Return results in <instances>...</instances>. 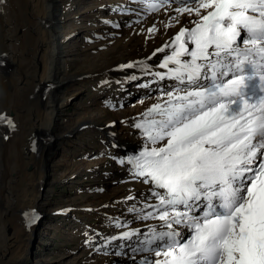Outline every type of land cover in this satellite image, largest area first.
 Instances as JSON below:
<instances>
[{"label": "snow or ice", "instance_id": "obj_1", "mask_svg": "<svg viewBox=\"0 0 264 264\" xmlns=\"http://www.w3.org/2000/svg\"><path fill=\"white\" fill-rule=\"evenodd\" d=\"M144 2L197 19L158 50L172 48L155 75L176 84L134 125L147 144L126 161L157 201L137 215L159 229L122 238L155 257L144 264H264V0Z\"/></svg>", "mask_w": 264, "mask_h": 264}, {"label": "bare ground", "instance_id": "obj_2", "mask_svg": "<svg viewBox=\"0 0 264 264\" xmlns=\"http://www.w3.org/2000/svg\"><path fill=\"white\" fill-rule=\"evenodd\" d=\"M66 1L0 0V115L15 124L13 129L5 126L6 122L0 123V264L27 263L30 235H33L42 213L52 211L49 208L50 194L42 191L51 183L46 172H56L62 164L52 158L56 144H63L67 134L78 135V129L86 124L90 125L88 133L91 134H99V127L102 132L108 126L110 133L105 132L101 140L109 144L103 170H106L110 182L104 181L102 189L120 183L122 189L113 195L119 196L114 200L130 207V217L118 221L120 230L110 238L111 242L122 246L117 248L119 252L115 251L117 255L121 251L122 258L112 261L144 264L155 257L148 252L133 250L141 245L126 249L129 240L123 239L121 233L137 231L142 233L143 239L150 235L153 227L159 229L160 222L141 220L136 214L141 209L145 213L152 211L145 205L157 201L150 194L152 186L137 180L130 167L121 163L137 155L147 144L140 129L133 126L128 130L127 127L142 121L143 115L139 119L137 116L159 102L162 93L176 84L174 80H161L155 75L167 72L160 65L172 48L158 50L170 45L182 28H191V21L197 17L177 14L174 3L153 14L146 10L145 2L141 0H132L137 3L129 5V0H91L84 13L80 9L82 4L73 2L67 14ZM116 6L120 9L117 10ZM174 17H178V23ZM83 28L88 30V34L84 33L87 34V54L114 62L117 72L113 76H103L102 80L97 79L106 92L105 96L96 103L95 109L91 107L93 112L89 117L79 116L72 120L70 130L65 113L71 100L66 92L74 88L81 90V84L88 81L90 75L94 76V65L80 72H71L69 59L83 53L77 49L73 52ZM151 28L157 31L150 32ZM130 64L134 66L127 67ZM141 65H147V68ZM137 88H141L145 96L143 92L135 99L136 113L123 101L112 100L113 95L128 96L129 90L138 95ZM64 164L67 166L68 162ZM102 197L96 196L94 201L98 199L101 207H111L109 201L113 198ZM136 200L138 205L134 202ZM33 212L37 214L35 222L29 223L26 214ZM106 245L107 242L102 246L105 253L111 249ZM100 259L103 260L93 258L86 264H110L113 258Z\"/></svg>", "mask_w": 264, "mask_h": 264}, {"label": "rangeland", "instance_id": "obj_3", "mask_svg": "<svg viewBox=\"0 0 264 264\" xmlns=\"http://www.w3.org/2000/svg\"><path fill=\"white\" fill-rule=\"evenodd\" d=\"M73 2L82 4L80 9L83 13L91 4V0H68L66 1L67 14H69L68 9H70ZM130 3L137 2L129 0L127 5ZM116 9L119 10L120 6H116ZM116 9L115 11H117ZM152 13L155 14L156 12ZM83 29H80L81 34L78 43L73 46L75 47L73 52L77 49L83 53L82 55L79 54V57L71 56L69 59L71 72H80L84 68L87 69L94 65L92 68L94 76L91 77L92 75H90L88 81L81 84V90L74 88V92L73 90L66 92L71 100L65 113V117L70 124V130H72L73 121L77 117H89L95 109L96 103L101 102L105 96L106 92L97 79L102 80L104 79L103 76H113L117 72L114 62L97 59L95 55L92 57L90 53L87 54L85 46L87 45L88 30L87 28ZM136 91H138V95L135 94V91L129 90L130 94L128 96L116 97L113 95L112 100L123 101L128 109L136 110L134 108L137 102L135 99L140 98L144 92L141 88H137ZM129 96L132 97L126 100ZM135 110L134 113H136ZM141 115L139 114L137 119ZM85 122L88 123L87 120ZM133 126H128V130ZM90 129V125L86 124L78 129V135H75V133L67 134L65 136L66 143L56 144L52 158L54 162L62 164L56 172L51 170L46 172L49 178L48 181L51 183L49 186L46 185L42 191L43 194L47 192L50 194L49 208L52 211L48 214L42 213L33 235H30L31 238H29L27 244L30 248V258L26 264H37L38 260L40 261L38 264H86L93 258L103 260L100 258L106 257L113 258L110 259V264H126L112 261L114 258H122L121 251L120 255L116 254V252H119L117 248L122 246L114 241L111 243L110 238L120 230L118 221L130 217V207L122 201L114 200L119 196L116 195L115 197L113 195L122 189L120 183H112L109 188L102 189L103 184L110 182V180L106 170H103L105 169L103 163L109 144L106 141L102 142L101 138L105 132L109 134L110 131L108 126L104 127L102 132V127H99V134H91L88 133ZM106 159L110 161L109 157ZM65 162H68L67 166H65ZM96 196H103L104 199L113 198L109 201L111 207L109 205H107L108 207L99 206L98 199L94 201ZM134 202L138 205V200ZM106 242V246L110 245L111 247L107 253H105L106 249L102 247ZM126 243V249H129L130 245L131 247L138 245L135 238Z\"/></svg>", "mask_w": 264, "mask_h": 264}]
</instances>
